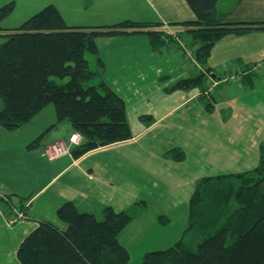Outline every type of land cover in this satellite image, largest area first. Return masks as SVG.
I'll use <instances>...</instances> for the list:
<instances>
[{"label":"crops","instance_id":"0c3cea01","mask_svg":"<svg viewBox=\"0 0 264 264\" xmlns=\"http://www.w3.org/2000/svg\"><path fill=\"white\" fill-rule=\"evenodd\" d=\"M8 2L14 7L0 21L4 29L19 26L48 4L70 26H108L128 19L183 28L170 24L195 19L185 0H0V7ZM213 11L225 23L263 22L264 0H219ZM2 40L0 35V44ZM95 43L94 55L102 68L96 62L93 69L86 57L88 64L123 99L132 136L77 157L71 152L49 159L43 148L58 140L68 143L75 133L68 122L57 123L52 104L13 131L0 125V188L10 196L9 201L0 200V264H19L17 248L39 221L64 230L66 223L56 211L66 201L98 219L107 206L132 211L133 219L118 234L126 248L121 238L128 229L139 241L157 222L181 219L188 225L190 197L202 178L242 174L259 164L264 143V29L222 36L206 64H194L199 72L180 67L171 83L158 81L165 68L162 53L152 49L146 34L100 36ZM206 68L212 81L167 89ZM234 73L243 77L225 80ZM143 114L149 117L140 118ZM171 148L182 150V159L168 156ZM12 204L25 205L26 217L12 219Z\"/></svg>","mask_w":264,"mask_h":264},{"label":"trees","instance_id":"16d2710c","mask_svg":"<svg viewBox=\"0 0 264 264\" xmlns=\"http://www.w3.org/2000/svg\"><path fill=\"white\" fill-rule=\"evenodd\" d=\"M185 1L195 19L170 25L182 26L184 34L193 39L194 57L202 66L222 36L264 29V21L223 22L213 11L219 0ZM13 7V2L0 7V21ZM159 25L126 19L108 26H70L58 9L48 4L15 28L0 26V125L13 131L52 104L57 123L68 122L82 137L71 150L75 157L130 139L123 99L103 81L88 85L98 72L90 68L85 51L96 54L97 37L136 33L146 34L152 49L159 50L172 40ZM97 62L101 69L99 58ZM52 76L68 79L57 83ZM203 81V74L198 73L167 89L191 88ZM35 142L37 139L30 146ZM167 155L179 160L183 151L171 148ZM263 185L264 143L259 164L252 170L199 180L190 197L188 225L182 236L164 249L145 252L140 264H264ZM56 215L66 228L39 221L17 248L19 264L128 262V250L118 241V234L133 219L132 211L107 206L98 219L66 201Z\"/></svg>","mask_w":264,"mask_h":264},{"label":"rangeland","instance_id":"374dc122","mask_svg":"<svg viewBox=\"0 0 264 264\" xmlns=\"http://www.w3.org/2000/svg\"><path fill=\"white\" fill-rule=\"evenodd\" d=\"M217 10L219 11V9ZM28 15L30 14L28 13ZM161 29H164V31L167 34L165 36L172 37L171 38L172 40L168 44L165 43L164 45H162L159 49L160 51L158 50L159 52L162 53V55L160 56L163 57V64L165 66L163 76H161L162 78H160V80L158 81H162V82L167 81V83H171L169 82L170 77L174 78L180 67H182L183 69L191 68L192 70H194V72L196 73L199 72L198 65H194L195 63H197L193 53L195 46H192L189 42H187L190 38L188 35L184 34L183 28L174 26V27H161ZM85 56L88 58V60L90 61V65L94 69L95 64L97 62L95 55L89 52V50L87 49L85 51ZM176 56H179V60H177ZM161 58L158 61V63L161 61ZM202 74L205 81L206 80L212 81L208 70L203 71ZM242 75L243 74L240 73L238 75V78H242L243 77ZM227 77H229V75H227ZM51 79L57 83H64L68 79V77L60 78L57 76H52ZM228 80L230 79H227V81ZM100 81H101V77H100V73H98L95 77L91 78V80L88 82V85H92V84L98 85ZM158 83L159 82H156L157 85ZM205 101L207 100L205 99ZM262 188H264V185L262 186ZM184 223L185 221L181 219H174L165 224H160L157 222L159 228L157 229L158 226H155L150 229L148 228V230L145 233V236L140 238L139 241L136 238L134 231L132 229H128V231H126V233H124L121 238V241L128 249L131 258L129 263L127 262L126 264H139L140 263L139 258H141L142 252L144 253V251H148L149 249H160L166 247L167 245H170L171 243H174V241H176L177 239L175 238L176 234H178V231L184 225ZM166 225L167 227L163 228V226ZM186 225L187 223H185V226ZM150 233H152L153 235H149ZM170 235L171 238L168 237ZM170 239L172 241L169 242V244H166V242L168 243Z\"/></svg>","mask_w":264,"mask_h":264},{"label":"built area","instance_id":"2783aa9c","mask_svg":"<svg viewBox=\"0 0 264 264\" xmlns=\"http://www.w3.org/2000/svg\"><path fill=\"white\" fill-rule=\"evenodd\" d=\"M239 74H231L229 77H226L225 80H235L238 78ZM82 137L78 133L72 134L68 138V143H66L63 140H58L53 143L48 144L46 147L43 148V154L47 156L49 159L58 158L60 156L64 155H70L71 154V146L77 145L81 142ZM9 193H7L5 190L0 188V200L9 201ZM11 211H12V219L19 220L26 217L25 212V205H18V204H12L11 205Z\"/></svg>","mask_w":264,"mask_h":264}]
</instances>
